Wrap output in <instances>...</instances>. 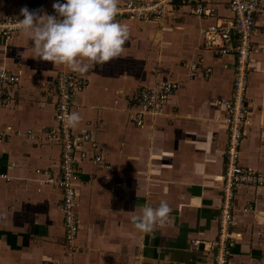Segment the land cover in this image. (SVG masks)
Returning a JSON list of instances; mask_svg holds the SVG:
<instances>
[{
  "label": "crops",
  "instance_id": "obj_1",
  "mask_svg": "<svg viewBox=\"0 0 264 264\" xmlns=\"http://www.w3.org/2000/svg\"><path fill=\"white\" fill-rule=\"evenodd\" d=\"M53 2L0 0V20L22 19L23 6L47 12ZM203 4L214 17L176 0L160 20L115 18L129 30L121 56L75 72L84 83L72 97V112L81 116L72 131H87L90 140L81 143L87 156L74 184L79 229L73 251L64 243L60 189L37 172L58 170V145L47 131L55 127L54 80L60 70H71L31 57L22 31L8 40L0 35V68L19 77L4 86L7 101L0 106V174L9 178L0 176V264L211 263V252L196 249L192 240L214 242L218 234L226 143L221 101L232 93L234 59L204 49L203 29L232 15L227 0ZM255 39L239 161L264 172V36L257 31ZM198 58L210 71L191 77L182 62ZM161 80L176 81L177 90L162 114L135 125L136 93ZM161 200L170 208L167 219L149 233L137 230L130 217ZM232 215L237 235L230 264H264V187H239Z\"/></svg>",
  "mask_w": 264,
  "mask_h": 264
},
{
  "label": "built area",
  "instance_id": "obj_2",
  "mask_svg": "<svg viewBox=\"0 0 264 264\" xmlns=\"http://www.w3.org/2000/svg\"><path fill=\"white\" fill-rule=\"evenodd\" d=\"M176 0H124L118 3V13L115 18L126 16L129 18H152L160 20L165 16L167 6ZM191 4L192 12L206 17H214V11L207 9L204 0H180ZM231 16L217 19L203 29L205 39L204 49L212 56H224L230 54L234 59L232 93L230 97L223 99L222 123L226 130V143L224 150L225 166L222 175V200L217 215L218 234L214 242L192 240L196 249L211 252L210 264H230L228 258L229 247L234 242L237 234L232 230L234 220L232 215V201L239 187L256 186L264 187V172L250 169L240 163L239 146L245 127L247 125L245 94L248 83V64L250 57L257 52L256 33L264 21V0H227ZM54 13L51 8L47 11ZM19 19L7 17L0 20V35L10 39ZM183 66H187L189 76L195 77L200 73H208L209 67H201L202 58L194 61L184 60ZM17 74L4 68H0V106L7 99L4 94V86L12 85L18 81ZM84 81L73 71L60 70L54 80L55 100L53 103V120L55 127L47 131V136L58 145V170L55 174L37 170L45 176V182L60 189L61 199L59 203L62 214V226L64 243L74 250L73 242L79 229L78 218L75 213L76 190L75 182L80 176L79 162L86 158L87 153L80 148L82 142L90 140L87 131L81 134L74 133L72 127H68L63 117L72 112L73 94L83 85ZM178 88V83L171 80H161L150 87H142L134 97L135 112L134 123L142 126L147 115L162 114L168 97ZM4 133L0 132V138ZM7 139V138H5ZM100 160L99 155L93 156V161ZM6 180L9 178L0 174ZM248 209V205L244 207Z\"/></svg>",
  "mask_w": 264,
  "mask_h": 264
},
{
  "label": "clouds",
  "instance_id": "obj_3",
  "mask_svg": "<svg viewBox=\"0 0 264 264\" xmlns=\"http://www.w3.org/2000/svg\"><path fill=\"white\" fill-rule=\"evenodd\" d=\"M53 14L19 9L22 19L16 25L31 41V57L67 65L73 72L86 73L121 56L128 40L127 25L118 23V0H54ZM68 127H76L81 116L71 112L63 117ZM170 211L166 201L155 207L142 206L140 214L130 217L134 227L149 233L157 222L163 223Z\"/></svg>",
  "mask_w": 264,
  "mask_h": 264
},
{
  "label": "rangeland",
  "instance_id": "obj_4",
  "mask_svg": "<svg viewBox=\"0 0 264 264\" xmlns=\"http://www.w3.org/2000/svg\"><path fill=\"white\" fill-rule=\"evenodd\" d=\"M124 1V0H123ZM166 13V12H165ZM201 26H203V25H205V22H203V23H201L200 24ZM262 33V36H264V28H259V30H258V33ZM260 36L258 35V38H259ZM206 53V52H205ZM206 54H208V53H206ZM259 59V58H258ZM245 101H246V94H245ZM246 114H247V109H246Z\"/></svg>",
  "mask_w": 264,
  "mask_h": 264
}]
</instances>
